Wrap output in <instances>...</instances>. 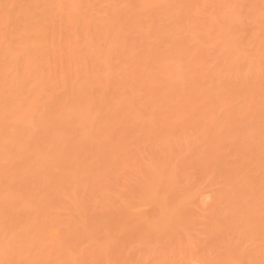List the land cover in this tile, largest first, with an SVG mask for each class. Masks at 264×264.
I'll return each mask as SVG.
<instances>
[{
  "label": "bare ground",
  "instance_id": "bare-ground-1",
  "mask_svg": "<svg viewBox=\"0 0 264 264\" xmlns=\"http://www.w3.org/2000/svg\"><path fill=\"white\" fill-rule=\"evenodd\" d=\"M0 264H264V0H0Z\"/></svg>",
  "mask_w": 264,
  "mask_h": 264
}]
</instances>
